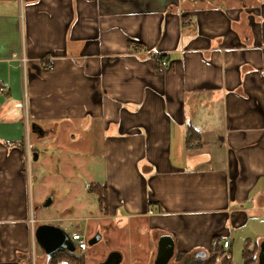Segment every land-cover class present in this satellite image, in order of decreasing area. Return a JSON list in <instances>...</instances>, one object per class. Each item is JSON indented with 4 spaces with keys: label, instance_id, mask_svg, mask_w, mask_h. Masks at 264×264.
<instances>
[{
    "label": "crops",
    "instance_id": "0c3cea01",
    "mask_svg": "<svg viewBox=\"0 0 264 264\" xmlns=\"http://www.w3.org/2000/svg\"><path fill=\"white\" fill-rule=\"evenodd\" d=\"M0 89V264H257L264 0H0Z\"/></svg>",
    "mask_w": 264,
    "mask_h": 264
},
{
    "label": "water",
    "instance_id": "95a60500",
    "mask_svg": "<svg viewBox=\"0 0 264 264\" xmlns=\"http://www.w3.org/2000/svg\"><path fill=\"white\" fill-rule=\"evenodd\" d=\"M49 203L50 202H47V204L45 205L47 206ZM34 233L39 245L45 252V256L47 259L46 264H48L51 261L52 257L57 255L58 253L66 252L68 254H74L76 252V242L73 240L72 236L60 226H56L50 223H42L37 226ZM96 239L97 238H95L94 240L92 239L88 243L92 244ZM174 248L175 243L173 238L170 235L162 236L159 240L158 250L156 253L157 255L154 264H170V261L174 256ZM259 250L258 262L256 263L264 264V240L260 243ZM204 255V252L199 253V256ZM107 256L108 257L104 262L98 264H120L122 260V256L119 252H111Z\"/></svg>",
    "mask_w": 264,
    "mask_h": 264
},
{
    "label": "built area",
    "instance_id": "2783aa9c",
    "mask_svg": "<svg viewBox=\"0 0 264 264\" xmlns=\"http://www.w3.org/2000/svg\"><path fill=\"white\" fill-rule=\"evenodd\" d=\"M23 61L25 62L26 59L23 58ZM161 64L162 66H166L168 64V61L163 58L161 60ZM53 67L51 65H49V69H52ZM1 90V89H0ZM29 157L31 158V154H29ZM32 224H34L35 219L32 217L31 219ZM35 232V229H34ZM35 236V234H34ZM72 238L73 240L76 242L75 244L77 245V248L81 251L85 250L88 246V239L79 231H76L72 234ZM214 244L220 245L222 248L224 249H228L231 245V239L230 238H225V237H219L218 239H216L214 241ZM30 253V264H38V260H37V255H36V251L34 250V247L32 249L29 250Z\"/></svg>",
    "mask_w": 264,
    "mask_h": 264
},
{
    "label": "trees",
    "instance_id": "16d2710c",
    "mask_svg": "<svg viewBox=\"0 0 264 264\" xmlns=\"http://www.w3.org/2000/svg\"><path fill=\"white\" fill-rule=\"evenodd\" d=\"M101 199H105L104 195L101 194ZM215 257L213 259H209V260H197L195 262H193L192 264H214L215 262ZM253 259V258H252ZM251 259V256L246 252H244V263L246 264H251V262L253 261Z\"/></svg>",
    "mask_w": 264,
    "mask_h": 264
},
{
    "label": "rangeland",
    "instance_id": "374dc122",
    "mask_svg": "<svg viewBox=\"0 0 264 264\" xmlns=\"http://www.w3.org/2000/svg\"><path fill=\"white\" fill-rule=\"evenodd\" d=\"M34 190H35V188H34ZM89 246H91V245L89 244ZM39 247H40V245H39Z\"/></svg>",
    "mask_w": 264,
    "mask_h": 264
}]
</instances>
